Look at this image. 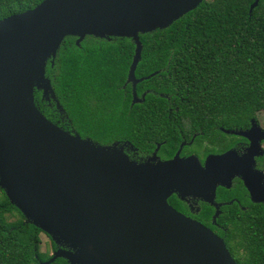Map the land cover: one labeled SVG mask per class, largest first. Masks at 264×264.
Masks as SVG:
<instances>
[{
  "label": "water",
  "instance_id": "95a60500",
  "mask_svg": "<svg viewBox=\"0 0 264 264\" xmlns=\"http://www.w3.org/2000/svg\"><path fill=\"white\" fill-rule=\"evenodd\" d=\"M204 2L44 0L0 21V187L26 222L57 245L42 264L60 258L69 264H238L222 238L168 200L177 195L215 205L217 188L240 177L253 202L264 203V174L252 164L256 141L244 157L230 151L209 157L205 167L197 157H180L183 146L172 160L155 154L140 164L119 142L101 145L54 124L35 102L36 90L57 101L47 66L69 36L77 45L87 36L132 39L127 84L134 102H142L137 84L157 73L136 79L140 35L169 28ZM216 207L214 221L221 213Z\"/></svg>",
  "mask_w": 264,
  "mask_h": 264
},
{
  "label": "trees",
  "instance_id": "16d2710c",
  "mask_svg": "<svg viewBox=\"0 0 264 264\" xmlns=\"http://www.w3.org/2000/svg\"><path fill=\"white\" fill-rule=\"evenodd\" d=\"M43 1L0 0V21ZM254 2L205 0L169 28L140 35L143 53L136 75L157 74L138 85L139 93L150 92L133 107L123 89L135 55L133 40L87 36L77 45L78 38L69 36L54 66L51 61L47 66L57 101L36 90V105L54 124L101 145L166 140L163 147L169 149L181 131L190 139L193 133L209 137L215 126L242 127L264 113V0L251 12ZM166 98L178 109L170 111L173 104ZM127 111L156 118L128 122L121 116ZM216 135L225 146L227 136ZM254 206L241 216L234 215V206L225 207L218 219L238 264H264V206ZM42 234L0 187V264L49 261L53 254L42 252ZM50 240L54 253L58 247ZM52 264L69 262L60 258Z\"/></svg>",
  "mask_w": 264,
  "mask_h": 264
},
{
  "label": "flooded vegetation",
  "instance_id": "af4514ba",
  "mask_svg": "<svg viewBox=\"0 0 264 264\" xmlns=\"http://www.w3.org/2000/svg\"><path fill=\"white\" fill-rule=\"evenodd\" d=\"M136 75V74H135ZM129 76V71L127 74L126 82L123 85V89L125 90V96L127 99L130 98L131 107L135 105H140L145 102L146 93L150 91L147 90L145 92H138V85L136 86V94L138 100H143L142 102H134V87L132 83L127 84ZM136 79H141L136 75ZM130 88V90L128 89ZM145 97V98H144ZM172 106L169 107V110L178 109L175 107L176 102L171 98H166ZM128 103V102H127ZM152 110V109H151ZM125 119L128 122L134 121L138 122L141 119L148 118H156V115L150 114H138V113H129L123 114ZM166 125H169L166 124ZM174 126V123L170 124ZM136 126V124H134ZM180 127V125H177ZM255 127V128H254ZM254 128V130H253ZM214 133L209 137L202 136L199 138L198 133H193L190 139L184 135L181 131L176 137L173 144L170 145L169 149L164 148L163 146L167 144L166 140L158 141V140H144L143 142H139L137 145L133 144L129 140H124L119 142V148L126 154L130 160L137 163H144L147 160L151 159L155 156L158 161H169L176 157L178 152L181 150L183 146L180 157L189 158V157H197L202 164L203 167L206 166V162L211 156H219L223 155L227 152L233 151L239 157H244L247 153L249 154V150H252V141H256L258 144V148L253 152V162L254 170L264 174V113L258 112L256 117L251 119L249 123L245 124L242 127H236L234 129H224L221 127H214ZM253 130V131H252ZM219 131L223 132L227 138L224 141L225 146L220 145V141L216 133ZM227 131H238V132H246L250 133V138L244 137L238 134L227 133ZM252 131V132H250ZM75 133V132H74ZM179 142L178 148L175 149V143ZM223 147V148H222ZM169 204L176 209L178 212L184 214L185 216L192 218L206 227L210 228L217 236L222 238L225 241V236L222 234L225 233L226 228L221 226L218 223V219L225 213V207L234 206L233 213L236 216L250 214L251 211L255 208L254 205H262L264 203H255L252 200L251 194L249 190L246 188L243 180L240 177H235L230 184V187L219 186L216 191L215 205L208 203L200 198L187 197L186 199H182L177 195H173L168 200ZM217 205H220V215L214 221V217L217 213ZM211 219V220H208ZM202 219V220H201ZM227 246V245H226Z\"/></svg>",
  "mask_w": 264,
  "mask_h": 264
},
{
  "label": "rangeland",
  "instance_id": "374dc122",
  "mask_svg": "<svg viewBox=\"0 0 264 264\" xmlns=\"http://www.w3.org/2000/svg\"><path fill=\"white\" fill-rule=\"evenodd\" d=\"M42 252L53 254L52 244L50 238L46 234H42Z\"/></svg>",
  "mask_w": 264,
  "mask_h": 264
}]
</instances>
